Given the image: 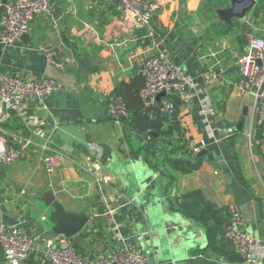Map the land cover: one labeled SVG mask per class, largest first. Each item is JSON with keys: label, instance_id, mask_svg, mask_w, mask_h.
Segmentation results:
<instances>
[{"label": "crops", "instance_id": "obj_1", "mask_svg": "<svg viewBox=\"0 0 264 264\" xmlns=\"http://www.w3.org/2000/svg\"><path fill=\"white\" fill-rule=\"evenodd\" d=\"M152 1L162 8L150 31L123 23L116 0H57L53 13L39 16L21 43L0 42L1 73L28 81L51 78L59 85L45 109L26 98L18 111L0 103V138L9 148H16L15 137L20 135L33 144L27 157L0 165V223L30 236L38 235L37 226L50 230L53 209L42 198L52 192L67 212L90 218L72 239L81 256L112 257L127 247L141 249L151 264H243L230 262L229 255L206 253V229L196 221L204 233L194 241L195 251L183 254L178 263L157 260L149 248L150 233L141 226L142 208L131 201L115 171L126 162L143 164L155 193H163L168 208L186 220L191 219L172 204L192 192H201L219 208L238 205L245 229L264 247V127L250 138L255 97L241 96L234 86L241 79L237 61L247 50V34L264 37V0H254L246 18L231 25L215 16L216 10L230 7L231 0H219L216 9L212 6L217 0ZM2 13L0 8V31ZM41 47L55 49L66 61L65 70L51 65ZM157 53H166L216 104L218 142L206 150L196 171L182 173L167 160L198 156L193 148L205 138L198 97L178 99V128L172 122L159 124L161 134L154 132L153 140L133 129L132 114L120 122L109 114V98L118 85L137 87L140 67ZM212 73L215 76H208ZM179 135L186 141L184 151L177 148ZM45 156L56 158L58 165L51 172ZM43 251L44 246L36 245V252L20 264H48ZM0 264H9L1 250Z\"/></svg>", "mask_w": 264, "mask_h": 264}, {"label": "built area", "instance_id": "obj_2", "mask_svg": "<svg viewBox=\"0 0 264 264\" xmlns=\"http://www.w3.org/2000/svg\"><path fill=\"white\" fill-rule=\"evenodd\" d=\"M116 1L122 22L137 30L150 31L155 15L162 8V4L152 0ZM56 2L57 0H9L4 4L0 0V8L3 9L0 42L4 45L21 43L39 16L53 13ZM247 39V50L237 61L241 79L234 86L241 96L253 94L255 97L250 132L252 138L256 128L262 130L264 127V37L248 33ZM40 51L45 54L51 65L65 70L66 61L60 60L55 49L41 47ZM139 75L144 79V86L140 92L144 111L148 112L151 118L156 111L169 117L174 116L175 98L189 101L198 97L205 138L193 148L194 155L218 142L215 122L218 111L212 94L200 93L196 80L177 66L166 53L150 55L140 67ZM208 76L213 77L215 74ZM58 89L59 85L55 79L41 78L28 81L0 72V103L9 110H21L24 98L33 100L40 108L45 109L46 99ZM162 93H165V96L158 100ZM108 107L110 117L114 121L120 122L130 114L127 102L116 93L110 96ZM262 135L260 147L264 154V134ZM15 139L16 148H9L0 138V165H10L28 156L33 145L31 139L21 135ZM43 162L49 172L58 165L54 156H45ZM224 238L232 242L242 257L243 264H261V260L264 259V247L245 229L242 210L236 204H231L228 208ZM36 245L44 246L42 254L48 264H151L141 249L124 247L112 257L100 255L88 258L75 251L72 239L58 236L48 241L38 235H26L16 227L0 223V250L9 264H20L21 260L36 252Z\"/></svg>", "mask_w": 264, "mask_h": 264}, {"label": "water", "instance_id": "obj_3", "mask_svg": "<svg viewBox=\"0 0 264 264\" xmlns=\"http://www.w3.org/2000/svg\"><path fill=\"white\" fill-rule=\"evenodd\" d=\"M254 5V0H231V6L216 10L215 16L220 22L231 25L234 20H244ZM164 96L165 93H162L158 100ZM244 115H247L246 109ZM151 135L156 134L151 132ZM206 154L207 151L204 150L198 157ZM115 174L125 189H128L131 201L142 208L141 212L145 218L141 226L150 233L152 246L149 248L154 251L157 260L178 263L183 254L186 256L195 251L194 241H200L197 238L204 233L203 229L197 230L195 221L186 220L168 208L163 193L158 194L153 190V178L143 164L126 162L116 168ZM42 202L53 209L49 223L54 225L48 231L36 227L42 239L49 241L58 236L73 239L80 235L90 222V218L84 213L67 212L52 192H46Z\"/></svg>", "mask_w": 264, "mask_h": 264}, {"label": "trees", "instance_id": "obj_4", "mask_svg": "<svg viewBox=\"0 0 264 264\" xmlns=\"http://www.w3.org/2000/svg\"><path fill=\"white\" fill-rule=\"evenodd\" d=\"M208 2L212 4L215 0H208ZM218 5L219 0H217L212 7L216 9ZM134 85L137 87H132L131 84L123 83L118 85L115 91V93L122 96L128 104L129 112L132 114L133 129L138 133H146L152 140L155 136L151 135V132H158V134H161L159 124H163L166 121L172 122L176 124L177 127L175 129H177L181 101L176 98L174 99L176 104V114L174 116L169 117L156 111L153 114V118H151L150 114L144 111V105L140 96L141 89L144 86L143 77H137L134 81ZM168 135L169 133L167 134L164 132V136ZM178 137L177 148L184 151L183 147H185L186 141H184L180 135ZM167 162L177 171L186 173L198 170L201 167L202 159L198 156L193 157L191 160L169 158ZM172 207L206 229L207 238L209 240V245L205 250L206 253H214L220 256L229 255L230 262H243L242 257L236 252L232 242L224 238V227L228 221V208L217 207L214 203L208 201L199 191L177 198L174 204H172Z\"/></svg>", "mask_w": 264, "mask_h": 264}]
</instances>
